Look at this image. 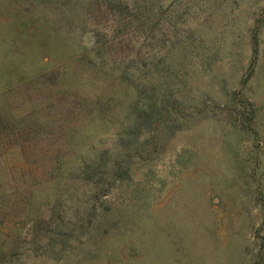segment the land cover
I'll return each mask as SVG.
<instances>
[{"label": "rangeland", "instance_id": "374dc122", "mask_svg": "<svg viewBox=\"0 0 264 264\" xmlns=\"http://www.w3.org/2000/svg\"><path fill=\"white\" fill-rule=\"evenodd\" d=\"M138 1L122 81L0 0V264H264V0Z\"/></svg>", "mask_w": 264, "mask_h": 264}, {"label": "trees", "instance_id": "16d2710c", "mask_svg": "<svg viewBox=\"0 0 264 264\" xmlns=\"http://www.w3.org/2000/svg\"><path fill=\"white\" fill-rule=\"evenodd\" d=\"M32 6L28 7L30 19L33 23L44 25L49 35L57 36L63 42H73L79 46V55L87 60L93 66L107 71L112 76L119 77L120 80H129L132 75L136 79H140V73L134 69L131 70L130 61L128 58L122 59L117 56L118 51L122 47L124 38L111 40H102L95 37V32L88 31V27L96 29L99 33L102 30L99 13L100 9L95 7H89L88 1L90 0H29ZM118 1V0H117ZM124 1V0H123ZM132 3H139L138 0H127ZM158 1V2H157ZM144 0L142 2V10H149L156 8L159 5V0ZM121 5V3H119ZM126 8H129V4H125ZM136 6V5H133ZM131 9H134L131 7ZM139 9V10H141ZM95 17V18H94ZM89 23H91L89 25ZM103 31V30H102ZM89 34H92L90 38H86ZM84 40L87 43L84 44ZM118 44V45H116ZM134 56L139 54V51L133 49L131 52ZM132 58V55H130ZM128 60V61H127ZM160 63L151 62L150 66L153 67L151 71L158 68ZM142 67V65H140ZM167 69L165 70V72ZM143 75V74H142ZM167 90V89H166ZM162 96L167 98L166 92ZM90 184V183H89ZM92 183L90 184V186Z\"/></svg>", "mask_w": 264, "mask_h": 264}]
</instances>
